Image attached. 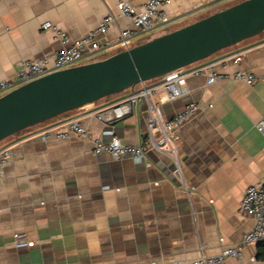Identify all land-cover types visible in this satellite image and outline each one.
<instances>
[{
  "label": "crops",
  "instance_id": "0c3cea01",
  "mask_svg": "<svg viewBox=\"0 0 264 264\" xmlns=\"http://www.w3.org/2000/svg\"><path fill=\"white\" fill-rule=\"evenodd\" d=\"M120 1L139 6L147 0H0V80L11 77L22 59L55 55L59 43L42 29L45 21L79 39ZM240 1L172 0L169 25L138 35L134 45ZM107 37L116 40L117 27ZM118 51L113 48L96 58ZM234 54L242 59L231 58L228 70L251 72L254 83L227 79L209 84L205 76H190L189 93L181 97L165 100L159 91L112 123L93 116L129 96V88L0 141V148L11 146L13 156L0 183V264H148L153 259H189L201 251L218 253L239 243L254 223L239 211L244 192L264 177V133L256 127L264 119V31L211 59ZM191 101L213 104L179 130L183 173L195 190L182 187L166 153L148 150L143 160H116L94 153L89 140H44L39 134L47 125L79 116L105 141L117 137L139 144L147 134L150 102L169 118ZM17 235L35 245L16 247ZM259 248L247 245L242 258H228L224 264H264Z\"/></svg>",
  "mask_w": 264,
  "mask_h": 264
},
{
  "label": "built area",
  "instance_id": "2783aa9c",
  "mask_svg": "<svg viewBox=\"0 0 264 264\" xmlns=\"http://www.w3.org/2000/svg\"><path fill=\"white\" fill-rule=\"evenodd\" d=\"M172 0H147L136 6L129 1H120L116 10H110L100 21L99 25L79 39H73L68 31L58 24L45 21L42 29L51 31L53 39L59 43V48L53 57L42 59H22L11 77L0 80V96L12 89L43 75L78 64L92 61L97 55L118 48L119 51L134 46V39L144 33H150L158 27L168 24L172 18L167 11ZM112 27H117L116 40L107 37ZM239 62L240 54L211 59V56L181 68L172 70L156 83L141 82L132 88V93L103 108L93 112V116L105 122L112 123L133 113L138 103L163 91V99L172 100L189 93L187 79L190 76H205L207 83L223 80L244 81L252 84L256 77L253 73L236 70L229 71V60ZM213 104L201 105L197 101L187 103L183 109L172 117H165L159 104L150 102L147 115V134L142 143L128 144L114 137L105 141L95 136L91 128L82 122L79 116H70L47 125L40 131L42 139L77 137L93 143L94 153H108L113 159L130 156L136 160L146 158L148 150L168 154L174 162V174L179 177L186 191L195 190L183 173L180 158L181 127L189 122L203 108ZM257 129L264 133V119H261ZM11 146L0 148V183L4 180L5 169L12 162ZM239 211L249 215L254 223L237 244L226 245L218 253L201 251L189 259L176 257L153 259L148 264H224L228 258H242L243 248L247 245L258 244L264 240V177L247 187L240 203ZM16 247H31L35 241L17 235L14 242Z\"/></svg>",
  "mask_w": 264,
  "mask_h": 264
},
{
  "label": "water",
  "instance_id": "95a60500",
  "mask_svg": "<svg viewBox=\"0 0 264 264\" xmlns=\"http://www.w3.org/2000/svg\"><path fill=\"white\" fill-rule=\"evenodd\" d=\"M263 31L264 0H242L108 57L33 79L0 96V141Z\"/></svg>",
  "mask_w": 264,
  "mask_h": 264
},
{
  "label": "trees",
  "instance_id": "16d2710c",
  "mask_svg": "<svg viewBox=\"0 0 264 264\" xmlns=\"http://www.w3.org/2000/svg\"><path fill=\"white\" fill-rule=\"evenodd\" d=\"M258 245H260L259 256L264 258V240L260 241Z\"/></svg>",
  "mask_w": 264,
  "mask_h": 264
},
{
  "label": "rangeland",
  "instance_id": "374dc122",
  "mask_svg": "<svg viewBox=\"0 0 264 264\" xmlns=\"http://www.w3.org/2000/svg\"><path fill=\"white\" fill-rule=\"evenodd\" d=\"M169 24H166V26H168ZM114 53V52H113ZM109 54V53H108ZM107 55V54H106ZM106 55H104V56H102V57H98V58H96V59H94V60H98V59H100V58H105V57H108V56H106ZM94 60H92V61H94ZM104 98V97H103ZM102 99V98H101Z\"/></svg>",
  "mask_w": 264,
  "mask_h": 264
}]
</instances>
